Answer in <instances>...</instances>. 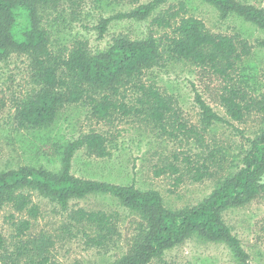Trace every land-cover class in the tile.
Segmentation results:
<instances>
[{
	"label": "trees",
	"instance_id": "1",
	"mask_svg": "<svg viewBox=\"0 0 264 264\" xmlns=\"http://www.w3.org/2000/svg\"><path fill=\"white\" fill-rule=\"evenodd\" d=\"M86 0H0V57L10 53L27 54L32 59L35 82L38 89L16 103L13 117L18 129L36 130L48 128L58 111L68 104L87 102L93 116L104 120L115 111L124 115L131 109L103 95H89V88L107 89L116 93L121 85L134 82L143 98L135 113L169 137L178 138L181 133L186 141L202 143L201 134L217 123L228 125L244 143L222 176L218 177V165L205 156L195 153L183 158L187 176L193 182L216 177L212 192L196 205L182 211L165 208L163 199L155 190L142 191L133 185H114L91 181L71 173V161L75 153L83 149L87 156L106 158L110 155L107 141L95 132L81 134L64 142L59 150L60 169L49 171L44 167H19L0 172V209L9 206L13 213L7 216L13 229L8 243L0 230V264H21L23 255H28L22 264H44L45 258L34 260L30 250L38 249L39 242L23 240L32 221L39 216V208L32 201L36 192L52 204L64 217L61 229L84 227L85 245L100 251H119L107 264H148L190 238L205 242H222L228 246L238 264H249L247 254L238 238L223 220V212L251 202L264 201V126L253 137H246L231 122L241 123L252 112L264 114V93L258 97L247 92L246 78L235 77L236 63L246 54L244 44L239 50L233 37L214 34L204 23L194 17H181L178 11L163 9L168 0H93L99 6L112 4L130 8L117 14V19L134 21L148 20L151 27L171 29V35L160 39L148 35L144 39L127 37L113 38L103 50H92L84 40H74L65 53L54 54L50 50V34L42 27L41 20L48 9H57L67 3L72 13ZM214 7L220 17L236 14L256 25L264 32V11L235 0H202ZM103 19L98 26L103 33L110 22ZM165 45L168 58L192 62L201 71L217 76L224 84L218 90L217 102L228 120L222 118L196 94L199 110L197 126L172 122L169 130L166 122L172 112L169 100L156 88L146 87L141 77L146 71L158 66L163 60L160 52ZM207 69V70H206ZM245 85V87L243 86ZM178 160L177 156H174ZM216 171H214V170ZM180 173L169 164L157 175ZM182 174L176 178L181 182ZM89 195L109 196L127 209L133 218L126 223L125 233L119 230V215L116 212L75 208L72 202ZM21 216L17 218V216ZM86 230L92 231L89 234ZM29 249L28 247L33 245ZM26 253V254H25ZM27 257V256H26Z\"/></svg>",
	"mask_w": 264,
	"mask_h": 264
},
{
	"label": "rangeland",
	"instance_id": "2",
	"mask_svg": "<svg viewBox=\"0 0 264 264\" xmlns=\"http://www.w3.org/2000/svg\"><path fill=\"white\" fill-rule=\"evenodd\" d=\"M150 1L140 0V3ZM235 1L264 11V0ZM181 5V17H194L201 20L212 33L233 37L239 50L246 45V54L236 63L234 75L247 79V88L243 86L249 94L258 97L264 93V32L236 14L220 17L214 7L202 0H168L162 7L171 8L174 12ZM129 8L120 4L99 6L93 0H86L74 8L73 13L67 3L59 5L57 9L46 10L41 24L50 34L51 52L65 53L74 40H84L93 51H97L105 49L113 38L120 36L137 40L148 35L156 39L171 35V29L151 27L148 20L115 17ZM107 18L111 19L109 24L103 33H99L98 26ZM160 52L163 60L143 74L141 83L156 88L169 100L172 112L169 113L166 127L171 130L175 127L172 124L175 121L197 126L199 110L195 102L196 94L219 116L228 120L217 102L218 90L224 83L217 76L206 73L207 69L206 72L201 71L192 62L168 58L165 45H161ZM31 61L29 55L20 53L0 57V172L27 166H42L49 171H58L61 167L59 150L62 144L81 134L95 132L106 139L110 155L100 159L87 156L83 149L77 151L71 161V173L74 176L114 185H133L142 191L155 190L160 193L165 208L182 211L207 197L216 183V177L202 182L191 181L183 158L191 156L193 159L195 153L200 154L201 159L207 156L210 162L214 160V165H218L219 177L225 174L231 160L242 150L244 143L239 136L230 126L221 123L202 132V143L186 141L178 132L177 139L163 134L142 115L135 113V109L140 108L138 100L143 96L137 92L134 82L119 86L116 93L89 88L90 96L100 98L108 95L111 100L130 108L132 111L128 115L115 111L106 119L99 120L93 116L87 102H78L62 107L48 128L18 129L13 117L14 106L38 89ZM231 123L246 137H253L264 126V114L252 112L241 123ZM169 164L176 165L180 173L168 171L157 175L161 168ZM181 174L182 180L177 183L176 178ZM31 195L33 203L39 208V216L32 221L23 240L33 241L34 244L40 241L38 249L30 250L31 258L36 261L45 258L44 264H107L114 260L119 251L112 249L104 252L88 248L82 234L84 227L70 228V232H65L61 229L64 217L57 213L56 208L36 192ZM71 204L85 210L118 213L122 234L125 233L128 220L133 218L127 209L109 196L89 195ZM11 213L9 206L0 209V230L8 243L14 242L13 229L6 219ZM222 216L232 234L240 241L248 256V263L264 264V201L230 208ZM86 231L93 234L90 230ZM34 244L28 248H33ZM26 258L28 255H23L21 264ZM148 264L238 262L226 244L190 238Z\"/></svg>",
	"mask_w": 264,
	"mask_h": 264
}]
</instances>
